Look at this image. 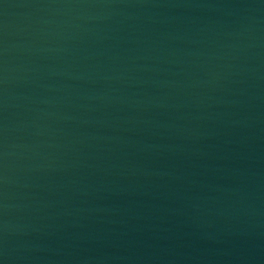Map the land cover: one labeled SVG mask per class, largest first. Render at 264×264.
<instances>
[{
	"label": "water",
	"instance_id": "obj_1",
	"mask_svg": "<svg viewBox=\"0 0 264 264\" xmlns=\"http://www.w3.org/2000/svg\"><path fill=\"white\" fill-rule=\"evenodd\" d=\"M0 264H264V0H0Z\"/></svg>",
	"mask_w": 264,
	"mask_h": 264
}]
</instances>
